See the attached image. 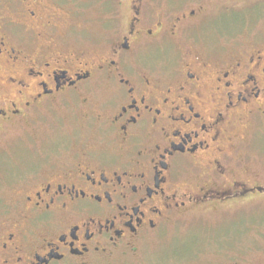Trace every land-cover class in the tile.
<instances>
[{"label": "flooded vegetation", "instance_id": "obj_1", "mask_svg": "<svg viewBox=\"0 0 264 264\" xmlns=\"http://www.w3.org/2000/svg\"><path fill=\"white\" fill-rule=\"evenodd\" d=\"M202 12L0 0V127L46 115L53 129L31 140L37 158L0 205V264H130L168 224L264 190L233 176L264 134V38L215 35L199 49L189 33ZM87 23L101 34L82 44ZM161 41L166 57L139 58Z\"/></svg>", "mask_w": 264, "mask_h": 264}, {"label": "rangeland", "instance_id": "obj_2", "mask_svg": "<svg viewBox=\"0 0 264 264\" xmlns=\"http://www.w3.org/2000/svg\"><path fill=\"white\" fill-rule=\"evenodd\" d=\"M186 1L196 2L203 10L189 33L190 44H196L199 49L215 35L235 36L243 46L264 38V0ZM230 3L236 6L226 7ZM94 12L89 11L91 15ZM114 24L109 23L110 26ZM87 25V28H75L82 44L101 34L96 24ZM165 44L161 41L157 49L140 50L139 58L151 62L166 57ZM99 87L104 90L103 86ZM99 87L94 89L93 103H97L96 95L103 93ZM39 118L38 122L11 121L0 127V205L11 200L12 183L18 176L21 178L37 158L31 140L53 130L46 122V115ZM254 137L250 150L243 153L239 169L243 174L237 171L233 176L264 181V134ZM252 197H256L252 203L235 201L228 210L212 208L209 212L185 215L168 224L160 230L159 237L145 244L139 258H129L130 264H264V190L248 191L239 198Z\"/></svg>", "mask_w": 264, "mask_h": 264}]
</instances>
